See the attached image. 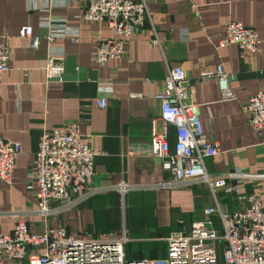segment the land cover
Returning a JSON list of instances; mask_svg holds the SVG:
<instances>
[{
    "label": "crops",
    "instance_id": "obj_1",
    "mask_svg": "<svg viewBox=\"0 0 264 264\" xmlns=\"http://www.w3.org/2000/svg\"><path fill=\"white\" fill-rule=\"evenodd\" d=\"M84 5V0H0V43L7 42L10 54L0 81V137L21 144L10 182L0 179V232H11L19 219L32 231L52 224L96 237L125 230L132 258L148 256L145 251L162 256L164 237L182 227L178 219L189 227L214 199L234 211L244 206L237 200L240 193L264 198V139L253 132L242 107L249 96L264 91V0H148L144 28L134 30L121 57L103 63L93 59L92 50L100 37L111 35L110 29L83 18ZM229 20L258 31L257 51L250 54L237 43L217 46ZM30 24L40 38L36 49L19 35ZM184 27L189 34L183 41L179 30ZM52 28L76 32L78 40L66 33L50 41L46 35ZM155 36L159 44L150 42ZM52 53L64 59L62 81L47 80L41 68ZM219 62L231 75L233 99L221 97L216 78L201 76ZM169 65L183 67L194 89L192 99L200 105L204 134L217 143L219 152L205 158L206 169L235 184L231 173L240 168V191L221 189L214 196L203 183L171 189L153 185L170 178L171 170L157 155L131 151L136 142L149 141L152 130L165 129L170 144L175 141L174 125L165 126L159 117L156 95ZM100 96L106 98L105 107L95 102ZM68 120L79 121L80 138L99 150L95 173L89 191L73 194L64 207L52 200L54 212L43 218L36 208L35 183L27 187V171L42 130ZM120 183L129 185L124 193L116 188ZM0 264L27 261L2 256Z\"/></svg>",
    "mask_w": 264,
    "mask_h": 264
},
{
    "label": "built area",
    "instance_id": "obj_2",
    "mask_svg": "<svg viewBox=\"0 0 264 264\" xmlns=\"http://www.w3.org/2000/svg\"><path fill=\"white\" fill-rule=\"evenodd\" d=\"M84 1L82 17L103 23L111 34L97 40L92 50L93 59L103 63L109 58L121 57L134 30L145 26L149 17L148 0ZM179 31L183 41L188 38L186 27ZM224 31L217 42L218 47L237 43L250 54L258 50L260 37L254 28L238 20H229ZM66 33L73 41L78 40L76 32L68 29L62 32L52 28L46 36L52 41ZM19 35L28 39L29 48L39 46L40 38L33 34L31 24L21 27ZM150 42L159 44V39L155 36ZM9 59L8 44L3 41L0 43V81L2 73L9 69ZM41 68L47 80L64 79L61 55H48ZM201 76L217 79L222 98H234L229 83L231 75L221 62L216 64L215 70L203 72ZM162 84L156 93L161 101L159 117L165 126L174 125L175 141L170 144L165 129L162 133L152 130L149 141L136 142L131 147V151L141 150L159 156L164 166L171 170L170 178L153 185L171 189L192 182L203 183L214 196L221 189L240 191L244 187L240 168L231 173L235 184L228 183L227 177L215 176L206 169L205 158L218 154V146L204 134L199 117L200 105L192 99L194 89L183 67L169 65ZM247 99L242 107L248 123L257 137L264 139V91L258 90ZM95 102L99 107L107 105L103 96L97 97ZM80 126L79 121L68 120L61 126L43 129L38 137L32 165L27 171L30 180L27 187L33 188L35 183L36 208L43 218L53 214L52 200L64 207L71 203L73 194L90 190L89 184L95 173L94 160L99 150L80 138ZM20 151L19 141L0 137L1 180L10 182ZM128 186L120 183L116 188L124 193ZM237 200L244 206L232 211L227 203L214 199L213 204L203 209V216L193 220L189 227L178 219L182 227L164 237L166 249L162 256L127 257L126 243L129 239L125 230L118 236L109 233L96 237L69 233L66 226L52 224L43 231H32L26 220L19 219L11 232H0V258H24L27 264H218L219 245L227 264H264V198L258 193H240ZM213 217L219 221L220 228H216Z\"/></svg>",
    "mask_w": 264,
    "mask_h": 264
},
{
    "label": "rangeland",
    "instance_id": "obj_3",
    "mask_svg": "<svg viewBox=\"0 0 264 264\" xmlns=\"http://www.w3.org/2000/svg\"><path fill=\"white\" fill-rule=\"evenodd\" d=\"M217 254H218V264H227L225 259H224V255L222 254V247L219 245L217 248ZM147 255H149V254H147ZM128 257L132 258V255L129 252H128Z\"/></svg>",
    "mask_w": 264,
    "mask_h": 264
},
{
    "label": "trees",
    "instance_id": "obj_4",
    "mask_svg": "<svg viewBox=\"0 0 264 264\" xmlns=\"http://www.w3.org/2000/svg\"><path fill=\"white\" fill-rule=\"evenodd\" d=\"M154 246H152V248H153ZM157 246H155L154 248H156ZM149 248V245H148V243H147V245H146V248H144V249H148ZM144 254H149L148 256H151V257H156L155 255V253L154 252H152V251H149V252H146L145 251V253ZM126 255H127V257H128V250H127V252H126ZM144 256H146V255H144Z\"/></svg>",
    "mask_w": 264,
    "mask_h": 264
}]
</instances>
